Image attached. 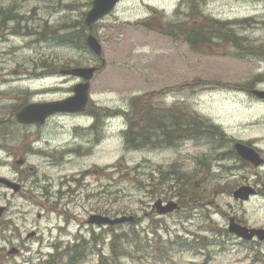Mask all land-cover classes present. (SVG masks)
Here are the masks:
<instances>
[{
    "label": "rangeland",
    "instance_id": "1",
    "mask_svg": "<svg viewBox=\"0 0 264 264\" xmlns=\"http://www.w3.org/2000/svg\"><path fill=\"white\" fill-rule=\"evenodd\" d=\"M0 1V9L16 22L21 16L18 23H7L20 32H4L0 50L5 55L0 58L10 68L22 66L26 77L39 73V67L55 72L35 82L42 91L50 89L42 100L65 98L80 81L62 76L61 69L97 67L90 81L89 113L58 114L42 128L41 154L28 158L39 178L36 194L42 195L8 202V223L0 224V264H42L49 253L75 243H82L85 256L74 264H99L101 253L111 254L114 231L127 234L123 243L131 252L108 264H264V243H246L227 231L230 216L264 228V165L251 167L229 156L218 159L210 145L194 140L153 149L128 150L123 144L126 112L144 96L153 110L183 106L218 125L226 136L221 154L232 155L234 142L240 141L264 157V100L250 93L264 90V0H198L204 15L234 21L235 38L247 37L239 44L242 48L214 39L201 50L178 33L168 34L170 22H194L187 19L189 3L121 0L93 27L103 50L102 67L81 42L91 0ZM90 116L99 127L88 126ZM93 140H99L98 146ZM173 168L200 184L199 201L179 197L172 185L177 174H166ZM243 184L258 193L246 202L235 201L229 191ZM158 199L175 201L179 208L159 215L153 209ZM93 214L134 216L135 221L117 224L109 233L107 226L87 222ZM35 228L39 236L25 246L22 239ZM193 239L201 246L152 255L156 242ZM14 249L18 252L12 253Z\"/></svg>",
    "mask_w": 264,
    "mask_h": 264
},
{
    "label": "trees",
    "instance_id": "2",
    "mask_svg": "<svg viewBox=\"0 0 264 264\" xmlns=\"http://www.w3.org/2000/svg\"><path fill=\"white\" fill-rule=\"evenodd\" d=\"M202 1V0H201ZM189 5L190 12L187 14L188 20H193L189 25L185 21L170 22L168 34L178 33L183 36L188 45L195 49L201 50L204 46L211 44L214 39L220 41H231L237 48H242L244 42L247 41V37L235 38L232 25L234 21H220L214 18H210L204 15L200 9V2L198 0H184ZM12 18L11 15H9ZM18 17L19 14H18ZM21 18H19L20 21ZM244 19L242 22L251 20ZM187 20V21H188ZM18 21V22H19ZM150 25V24H149ZM85 27L82 29L83 36L81 42L85 45L84 33ZM176 34H174L175 36ZM63 41V36H60ZM79 45V43H78ZM249 47V46H244ZM255 47H250L254 49ZM245 49V48H243ZM140 98V99H139ZM136 98L133 109L126 113L127 115V127L123 132L124 146L126 149H142V148H159L162 146H170L173 143L183 142L186 140H194L197 143H203L210 145L218 159L222 157H236L233 149L221 154L219 149L223 147L225 143V134L221 128L199 116L198 114L185 109L183 106L170 109H152L151 106H147L144 96ZM201 163L205 162L201 160ZM167 173L172 176L176 173V177H172L174 181V187L178 190V195L186 202H196L202 197L197 192V187L200 188V184L195 183L192 178H189L186 174H178L176 170L171 169ZM191 179V180H189ZM234 189V188H233ZM229 191V193H231ZM132 224V223H129ZM113 226H107L109 233L112 232ZM111 231V232H110ZM127 238V234H118L115 231L112 233L110 240L111 254L106 255L101 253L99 255V264H108V260H119L120 257L127 255L131 251L128 246L124 245L123 239ZM134 247L137 246V242L131 240ZM194 243L201 246V242L197 239L193 240H172L169 245L166 243L156 242L153 256L164 257L167 254L168 248L190 246L193 248ZM164 255V256H163ZM85 256V250L82 243H75L68 247H64L62 250L52 253L49 257L43 261L42 264H74L78 260H82ZM65 260V261H63Z\"/></svg>",
    "mask_w": 264,
    "mask_h": 264
},
{
    "label": "flooded vegetation",
    "instance_id": "3",
    "mask_svg": "<svg viewBox=\"0 0 264 264\" xmlns=\"http://www.w3.org/2000/svg\"><path fill=\"white\" fill-rule=\"evenodd\" d=\"M11 20L16 22L13 15L11 19L9 13L0 9V40L4 38V32L10 31L14 35L20 32L18 27L15 28L16 26L8 27L7 23ZM0 55H5V52L0 50ZM21 68L20 65L10 68L4 58H0V201L6 202L3 205V215L0 216L1 225L8 223L4 216L9 212V201L34 200L41 197L42 194H36L40 191L39 178L35 177L37 170L28 162V158L41 154L42 128L50 119L58 115L48 117L43 124L38 122L30 124L19 120L17 114L24 106L40 103L41 94L50 90L48 87L42 91L34 86L35 82L55 75V72L49 68L39 67V73L33 71L26 77L23 74L25 71ZM85 113H89L88 106ZM78 116L79 114L74 115V117ZM95 125L96 120L93 119L88 126L92 128ZM93 144L95 147L98 146L99 140H93ZM37 217L41 218V215L38 213ZM38 236L39 232L36 228L29 229L22 242L26 246V242L35 240Z\"/></svg>",
    "mask_w": 264,
    "mask_h": 264
},
{
    "label": "water",
    "instance_id": "4",
    "mask_svg": "<svg viewBox=\"0 0 264 264\" xmlns=\"http://www.w3.org/2000/svg\"><path fill=\"white\" fill-rule=\"evenodd\" d=\"M119 1L120 0H91V7L85 14L83 22L88 28V34L85 39L86 45L96 56L102 55V46L98 38L93 34V24L106 16ZM101 62L102 65H104V58ZM95 71V66L62 69L60 72L61 74L78 76L84 81L75 84L73 86V93L66 98L25 106L17 114L19 120L30 123H43L45 118L53 113H77L83 111L89 98L90 80L93 78ZM251 93L260 99H264V90L262 89H252ZM234 148L237 154L248 161L253 167H258L264 162L260 154L247 144L235 142ZM255 194L256 189L253 186L244 184L233 190L232 197L238 201H246ZM154 207L158 213L164 214L177 209L178 204L174 201L163 203L161 199H158L154 203ZM2 210L3 208L0 207V213ZM133 219V216H122L111 219L108 216L93 214L89 217L88 223L98 225L115 224L127 220L132 221ZM228 231L245 240H251L254 237L261 241L264 240V228L249 227L241 224L235 220L234 216L229 217ZM11 252L14 253L15 250Z\"/></svg>",
    "mask_w": 264,
    "mask_h": 264
}]
</instances>
